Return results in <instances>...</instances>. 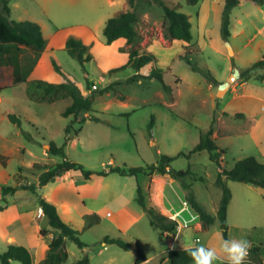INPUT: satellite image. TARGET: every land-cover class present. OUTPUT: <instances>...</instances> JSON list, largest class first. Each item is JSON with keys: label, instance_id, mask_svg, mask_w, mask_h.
<instances>
[{"label": "rangeland", "instance_id": "obj_1", "mask_svg": "<svg viewBox=\"0 0 264 264\" xmlns=\"http://www.w3.org/2000/svg\"><path fill=\"white\" fill-rule=\"evenodd\" d=\"M130 1L115 0L112 4L108 0L10 2V21L39 24L47 41L51 42L58 30L77 26H85L93 33V36L81 31L67 34V37L73 36L91 45L92 60L86 64V69L62 47L46 50L28 77V82L60 84L72 81L84 96H94L93 109L87 116L96 120L74 125L79 135L67 145L66 153L69 160L96 174L87 181L80 180L78 175L72 176L75 181L71 176L56 179L40 191L41 195L54 201H67L71 205L66 215L62 213L61 202L58 203L62 219L79 232L80 239L87 245L81 249L67 240L69 258L65 264L75 263L85 255L90 264H135L138 250L146 259L142 264H168L166 261L161 263V259L172 247L174 235L165 234L151 225L149 214L137 201L138 187L142 188L146 204L155 200L169 206L168 200H171L174 209H179L181 196L185 194L180 183L170 175L158 173L151 177L100 176L103 170L109 171L117 166L146 167L159 163L162 156L176 157L171 163L172 169L191 171V175L184 179L185 183L216 220L212 226L204 228L195 213L189 216L181 209H171L172 215L183 211L177 217L183 226L189 221L188 227L179 231L174 247L203 245L219 251L224 237L217 219L222 199V189L216 185L218 165L211 160L208 151L190 158L179 155L190 153L199 143L200 134L213 126L219 136L216 144L225 150L222 159L228 170L248 157L264 162V111L255 99L237 96L249 94L264 100V81L251 78L245 89L225 92L236 82H241L240 74L244 70L264 57V4L244 0L232 11L230 45H227L220 32L221 0H199L196 5L187 0H162L170 8L190 17L193 42L186 45L165 38L167 21L157 0H132L140 19L135 25L143 37L140 47L157 57V61L145 66L140 74L150 76L154 69L162 70L165 83L172 88V92L167 93L158 80L139 78L128 81L137 74L131 68L111 73L127 58L117 52L121 48L130 51L134 47L123 39L110 47L105 46L104 29L109 19L130 9ZM22 56L23 66L28 70L35 55L24 50ZM54 63L61 67V72ZM209 74L217 79L213 86L208 80ZM256 74L259 78L264 71ZM8 80L11 83V79ZM28 82H20L2 93L0 154L6 156L8 162L6 167L0 165V205L8 206L9 210L0 211V253L7 251L8 239L14 237V244L29 249L34 264H41L47 255L49 240L35 234V224L26 230L16 220L23 205L16 202L15 196L3 197L2 189L38 183L41 171L32 168L35 163L50 167L59 163L61 159L50 156L47 146L52 142L58 146L64 144L65 130L73 118L62 115L71 104L70 99L54 103L31 99ZM246 88L248 92L244 91ZM223 92L225 94L219 96ZM243 107L249 115L256 116V125L234 116L244 113ZM11 113L21 117L24 133L8 118ZM225 131L232 133L224 136ZM21 168L26 170L20 171ZM227 183L232 192L228 210L229 239H246L251 245L262 246L264 264V190L232 181ZM18 194L17 197H21L26 193L21 190ZM93 214L98 215L99 220L87 227L86 216ZM28 231L30 236L41 238L36 249L35 241L30 243L27 239ZM106 237L128 242L130 249L125 251L116 245L105 246ZM223 263V260L214 262ZM11 264L22 263L12 261Z\"/></svg>", "mask_w": 264, "mask_h": 264}, {"label": "trees", "instance_id": "obj_2", "mask_svg": "<svg viewBox=\"0 0 264 264\" xmlns=\"http://www.w3.org/2000/svg\"><path fill=\"white\" fill-rule=\"evenodd\" d=\"M12 0H0V95L5 89L12 88L20 82H28V77L33 72L34 68L38 64L40 57L48 48V41L44 38L41 27L30 21L15 22L10 21V2ZM161 8L165 13V19L167 25L165 27L164 35L167 40H177L186 44L192 43V23L190 17L179 12L177 9L170 8L164 1L157 0ZM244 0H225L224 9L222 12L221 22V36L225 44L230 45L231 37V14L232 11L241 5ZM246 1V0H245ZM258 5H263L264 0H250ZM191 5L198 4L199 0H187ZM140 22L138 15L134 10L133 1H130V9L123 11L116 17L109 19L104 29V36L106 38L105 46H111L118 40H125L128 45L134 47L132 50L127 51L125 48H121L117 53L125 54L127 56L125 63L118 68L112 70V74L126 71L127 69H133L137 74L129 78L128 81H135L139 78H146L150 80H158L162 83L164 90L167 93L172 92L171 86L167 85L164 81V73L162 70L154 69L150 76H142L141 70L148 64L157 61V57L140 47L143 42V37L135 29V25ZM70 32V30H61L58 35ZM97 43H94L96 46ZM65 49L69 55L77 60L85 69L86 64L92 60L90 49L91 45H88L86 41L77 39L73 36L67 38L65 43ZM24 50H30L34 53V58L29 66L28 70H25L23 64H21L19 56ZM188 60L187 56L183 57ZM7 63L12 66L15 84L9 87L6 78L3 73L2 63ZM192 66L191 61L188 60ZM55 68L58 71H62L61 67L54 63ZM194 70H198L194 68ZM264 71V57L259 61L251 64L246 70L240 74L241 81L245 82L251 78H255L260 81H264V74L257 78V72ZM210 83H217V81L209 74ZM30 83V98L42 102L54 103L59 100L70 99L71 104L63 112L65 118L72 117V122L67 126L65 130V141L62 146H58L55 143L50 144L48 154L50 156L59 157L61 160L59 163L50 167L35 163L33 169L41 171L38 183H24L15 187H3V197H14L19 191H27L35 195L38 199L40 208L43 210L48 224L52 229L54 235L52 241L49 244V250L46 258L41 264H65L69 258L66 251V242L70 240L74 242L79 248H87V245L80 239L79 232L73 229L70 225L65 223L61 218L57 207L49 201L41 198L38 195V191L47 186L50 182L63 177L67 173H71L72 176H80V180L87 181L92 178L93 171L87 170L82 164L69 160L66 153L67 145L74 139V136L79 135V131L74 129L75 124H84L87 120H96L91 117L88 118L87 114L93 109L94 96H84L80 88L72 81H65L60 84H55L46 81H33ZM223 85V84H220ZM236 117H243L242 114L236 115ZM8 118L15 124L23 133V123L20 116L16 114H9ZM154 126V120L151 124V129ZM214 129L213 126L207 131L200 134L199 143L194 147L190 153H181L179 156L190 158L196 153L202 151H208L210 153L211 160L216 162L219 168V173L216 181V185L222 189V199L217 211V219L222 230L224 239H229V224H228V210L232 200V192L228 186V181L242 183L249 185L257 190H264V162L259 161L255 157H248L238 161L234 167L230 170L226 168V165L222 159L225 154V150L221 149L213 138ZM176 157L162 156L161 161L157 164L147 165L146 167H114L111 170H103L99 173L100 176H108L110 174H118L120 176H132L137 177L153 176L160 174L162 176L170 175L174 180L180 183L183 191L185 192V201L189 204L191 209L198 215L200 223L204 228H209L215 223V217L207 212L204 206L197 200L196 196L191 190V187L185 183L184 179L191 175V171H176L172 169L171 163ZM7 157L0 154V165L7 166ZM26 170L21 168L20 171ZM29 170V169H27ZM196 180V179H195ZM203 180V178L201 179ZM138 203L149 214L151 219V225L163 233L174 234L178 228V222L172 220L168 216L162 214L156 207L148 206L145 201V197L142 192V188L138 187ZM6 206L0 205V211H4ZM99 217L96 214L86 216V226L91 227L98 222ZM48 230H41V235L46 236ZM106 245H116L121 249L128 251L130 249V243L121 239L106 237L103 241ZM262 246H253L250 249L248 261L250 264H263ZM12 261H19L22 264H34V257L32 253L24 246L11 244L4 253H0V262L2 264H11ZM145 258L140 250H138L137 259L135 264H142ZM166 261L168 264H194L190 255L183 250H171L164 258L161 259V263ZM72 264H90L89 257L84 256L81 260ZM225 264V263H223Z\"/></svg>", "mask_w": 264, "mask_h": 264}, {"label": "crops", "instance_id": "obj_3", "mask_svg": "<svg viewBox=\"0 0 264 264\" xmlns=\"http://www.w3.org/2000/svg\"><path fill=\"white\" fill-rule=\"evenodd\" d=\"M115 0H108V2H110L111 4L114 3ZM199 3V2H198ZM224 3H225V0H221V13L223 12L222 9H224ZM223 5V7H222ZM263 12V11H262ZM264 13V12H263ZM264 15V14H263ZM263 19H264V16H263ZM37 24V23H36ZM39 25V24H38ZM40 26V25H39ZM41 27V26H40ZM42 29V28H41ZM64 30H70L71 31H81L82 33H88L90 36H93V33L92 31L85 27V26H77V27H74V28H71V29H64ZM61 31V30H60ZM70 32H67V33H64V34H60L58 35L59 33V30L56 32L55 36L51 39V42L48 41V49L50 50H56L57 48H65V43H66V40H67V34L70 33ZM43 33V32H42ZM64 38V39H63ZM85 41V40H84ZM50 42V43H49ZM193 42V40H192ZM127 43V42H126ZM187 45V44H186ZM118 51V50H117ZM46 52V51H45ZM236 54V53H235ZM20 58V61H21V64H23V56L22 54L19 56ZM7 67H11L7 61L5 63H2V69H3V73H4V76L6 78V81H7V84L9 87L11 86H14L15 84V77H14V72H13V68L12 70H9ZM263 71H259L258 73H262ZM141 73V72H140ZM11 77V78H10ZM9 79H11V83L9 82ZM117 79V78H116ZM217 80V79H215ZM65 82V81H64ZM212 86L215 85L214 83H210ZM249 84V80L248 81H241L240 83H235L233 86L229 87L228 90L232 89V90H237L239 88H242V89H245V87H247V85ZM245 92H248V88H246V90H244ZM237 96H242V97H246V98H252V99H255L256 102H259V105H260V108H261V111L263 110L264 111V100L261 99V98H258L256 96H253V95H245V94H242V95H237ZM2 103H3V97H2V94L0 95V112H1V107H2ZM242 112L244 113H241L243 115V119L247 120V121H252L254 123V125H256V123L258 122L256 116H251L249 115L247 112L248 110L243 107L242 108ZM226 114V113H225ZM229 115V114H227ZM238 114H235L234 116H236ZM232 133L231 132H227L225 131L224 136L227 135V134H230ZM1 133H0V138H1ZM215 140L217 138H219L218 136V132L217 130H215L214 132V137H213ZM71 176V180L72 181H75L73 178H72V175L71 173H67L66 175H64L63 177H60L62 179H68L70 178ZM151 177V176H150ZM58 178V180L60 179ZM176 182V180H175ZM229 182V181H228ZM46 187V186H45ZM44 188V187H43ZM42 189V188H41ZM41 189L38 191V195L41 196V198L49 201L50 203L54 204L57 209H58V212L62 218V214L60 213V209L58 207V203L61 202V208H62V213L63 214H68V212L71 210V205L67 202V201H54L53 199H50L48 196L46 195H41L40 194V191ZM24 193L26 194H23L21 195V197H17L19 194V192L15 195V199H16V202H19V205H23V207H20V210H19V216H17V221L20 222L23 226L26 227V230H28V226L32 225V224H35V234L38 235V236H41L40 232L41 230H48V234L43 237V238H47L49 240V244L50 242L52 241V238H53V231L52 229L50 228L49 224H48V220L46 219L45 215L39 217V210L41 209L40 206H39V203H38V199L35 195H33L32 193L30 192H27V191H23ZM182 203H181V207L179 209H174L175 208V205L174 203H172L171 200H168L169 201V206L168 204L165 205V204H161L160 202H157V201H151V204L150 205H154V207H156L161 213H163L164 215L168 216L169 218L171 219H174L176 220L179 224L181 223L180 219H178L177 217H175V215L173 214H170L171 212V209H174L175 211L176 210H184V213H188L189 216H193L194 215V211L191 209V207L189 206V204L185 201V194H182ZM148 206H150L148 203H147ZM8 206H6V209L4 211H7L9 210ZM218 211V210H217ZM183 213V215H184ZM182 215V217H183ZM196 217H198V215L195 213ZM10 223H12V220L10 221ZM178 230V231H177ZM176 230V232L174 234H171V235H174V242H173V245L172 247L170 248L169 251L171 250H182V248H186V247H180V248H176L174 247L175 243L177 242V238H178V233H179V227L178 229ZM29 231L26 232L27 234V239H29L30 243H33L35 241L36 245H35V249L37 246H39V242L41 241L40 239L41 238H34L32 236L29 235ZM165 234H170V233H165ZM34 239V240H32ZM8 243L11 245V244H14L16 243L15 241V238L14 237H10L8 239ZM15 245V244H14ZM105 246H108L104 243ZM34 246V245H33ZM32 246V247H33ZM254 245H252L253 247ZM31 247V248H32ZM188 248H192L191 246L188 247ZM106 249V247H105ZM29 250V249H28ZM48 250H49V247H48ZM30 251V250H29ZM169 251L165 252V254H167ZM48 252V251H47ZM47 256V255H46ZM146 260V259H145ZM145 262V261H144ZM143 262V263H144Z\"/></svg>", "mask_w": 264, "mask_h": 264}, {"label": "clouds", "instance_id": "obj_4", "mask_svg": "<svg viewBox=\"0 0 264 264\" xmlns=\"http://www.w3.org/2000/svg\"><path fill=\"white\" fill-rule=\"evenodd\" d=\"M251 247V242L246 239L221 238L219 251L203 245L182 250L190 255L194 264H214L218 260H223L225 264H247Z\"/></svg>", "mask_w": 264, "mask_h": 264}, {"label": "built area", "instance_id": "obj_5", "mask_svg": "<svg viewBox=\"0 0 264 264\" xmlns=\"http://www.w3.org/2000/svg\"><path fill=\"white\" fill-rule=\"evenodd\" d=\"M184 211V210H183ZM183 211H180V212H177V213H175L174 215H175V217H179V216H181V214H182V212ZM44 215V212H43V210L42 209H40L39 210V217H41V216H43ZM172 220H174V219H172ZM176 221V220H175ZM185 221V220H184ZM188 223H189V221H186L185 222V226H183V224L182 223H178V227H179V225H181V227H179V231L181 230V228L182 227H188ZM178 229V228H177Z\"/></svg>", "mask_w": 264, "mask_h": 264}, {"label": "water", "instance_id": "obj_6", "mask_svg": "<svg viewBox=\"0 0 264 264\" xmlns=\"http://www.w3.org/2000/svg\"><path fill=\"white\" fill-rule=\"evenodd\" d=\"M227 90H228V89H226L225 92H226ZM225 92L221 93L219 96L224 95ZM47 149L49 150V149H50V146H47Z\"/></svg>", "mask_w": 264, "mask_h": 264}]
</instances>
